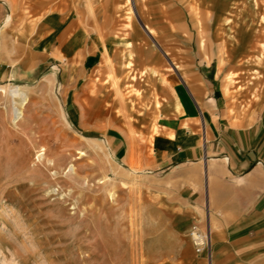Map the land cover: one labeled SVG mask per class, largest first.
Segmentation results:
<instances>
[{"label":"rangeland","instance_id":"obj_1","mask_svg":"<svg viewBox=\"0 0 264 264\" xmlns=\"http://www.w3.org/2000/svg\"><path fill=\"white\" fill-rule=\"evenodd\" d=\"M231 1L0 0V264H157L184 241L172 222L180 193L148 164L157 71L108 52L92 69L33 59L42 17L91 15L115 40L144 22L177 70L187 51L212 63L226 113L254 121L264 114V0ZM14 87L25 100L14 103Z\"/></svg>","mask_w":264,"mask_h":264},{"label":"crops","instance_id":"obj_2","mask_svg":"<svg viewBox=\"0 0 264 264\" xmlns=\"http://www.w3.org/2000/svg\"><path fill=\"white\" fill-rule=\"evenodd\" d=\"M224 1L222 7L231 9L234 2ZM112 31L113 26L91 15L49 12L39 22L36 40L41 49L33 48L31 57L92 69L108 52L142 71H157L162 101L148 164L151 170L166 172L180 193L172 222L175 233L184 236L180 250L157 264H209L207 251L197 252L190 236L194 228L210 234L211 264H264V114L254 121L230 117L218 76L210 73L212 63L187 51L180 59L183 69L177 70L168 46L154 40L146 23L124 29L119 40L105 34ZM84 109L93 110V97H87ZM130 143L122 141L119 147L128 160Z\"/></svg>","mask_w":264,"mask_h":264},{"label":"built area","instance_id":"obj_3","mask_svg":"<svg viewBox=\"0 0 264 264\" xmlns=\"http://www.w3.org/2000/svg\"><path fill=\"white\" fill-rule=\"evenodd\" d=\"M190 236L196 245L197 252L203 250L207 251V257L209 264H211V250H210V234L208 231L201 232L197 228H194L190 232Z\"/></svg>","mask_w":264,"mask_h":264},{"label":"bare ground","instance_id":"obj_4","mask_svg":"<svg viewBox=\"0 0 264 264\" xmlns=\"http://www.w3.org/2000/svg\"><path fill=\"white\" fill-rule=\"evenodd\" d=\"M9 17V16H8ZM10 18V17H9ZM9 20V19H8ZM144 26H146V25H144ZM148 29V28H147ZM150 32V31H149ZM150 33H152V31L150 32ZM222 48V47H221ZM10 95L13 97V99H14V101L16 100V98H20V99H22V100H25L26 99V97H27V94L25 93V91H23V90H21L20 88H16V87H14V88H12L11 89V93H10ZM14 103H16V101L14 102ZM13 106H14V104H13ZM14 114H19L20 115V113H21V111H19V109H18V106H14ZM18 115H16V117H17Z\"/></svg>","mask_w":264,"mask_h":264}]
</instances>
